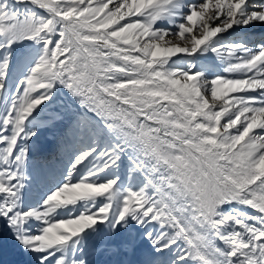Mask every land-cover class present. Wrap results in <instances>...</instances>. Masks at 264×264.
<instances>
[{"label": "snow or ice", "instance_id": "snow-or-ice-1", "mask_svg": "<svg viewBox=\"0 0 264 264\" xmlns=\"http://www.w3.org/2000/svg\"><path fill=\"white\" fill-rule=\"evenodd\" d=\"M2 228L31 264H264V0H0Z\"/></svg>", "mask_w": 264, "mask_h": 264}, {"label": "bare ground", "instance_id": "bare-ground-1", "mask_svg": "<svg viewBox=\"0 0 264 264\" xmlns=\"http://www.w3.org/2000/svg\"><path fill=\"white\" fill-rule=\"evenodd\" d=\"M257 32L258 30L255 34ZM0 264H28L26 256L21 253L18 245L11 239L6 228L0 229Z\"/></svg>", "mask_w": 264, "mask_h": 264}, {"label": "rangeland", "instance_id": "rangeland-1", "mask_svg": "<svg viewBox=\"0 0 264 264\" xmlns=\"http://www.w3.org/2000/svg\"><path fill=\"white\" fill-rule=\"evenodd\" d=\"M258 32L255 34L256 38L258 39L261 35V29L257 28ZM52 135L48 132H43L40 137L39 143L44 147V148H49V147H54L52 143ZM26 260L28 261V264H31V261L28 257H26Z\"/></svg>", "mask_w": 264, "mask_h": 264}]
</instances>
